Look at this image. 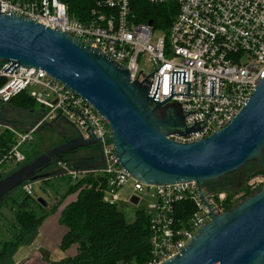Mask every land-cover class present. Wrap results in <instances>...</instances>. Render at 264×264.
<instances>
[{"label": "built area", "instance_id": "1", "mask_svg": "<svg viewBox=\"0 0 264 264\" xmlns=\"http://www.w3.org/2000/svg\"><path fill=\"white\" fill-rule=\"evenodd\" d=\"M148 1L177 5L164 35L156 39L153 23L136 20L132 0H94L83 20L70 15L61 0H0V13L25 17L99 49L125 67L132 80L150 86V97L155 92L157 101L180 104L186 126L194 130L170 135L171 139L200 140L236 116L264 75V0ZM6 66H0V76L5 77L0 103L26 93L44 113L27 130L15 131L14 144L0 150V163L24 162L26 156L18 147L31 141L46 122L63 120L83 138L96 137L103 162L100 170L109 175L104 200L117 203V190L129 180L135 195L147 197L142 208L148 218L150 254L145 264H159L179 252L211 213L221 212L218 204L224 193L200 188L194 180L149 185L132 179L119 163L108 121L91 103L43 69L20 66L9 72ZM57 165L72 178L80 173L61 161ZM22 189L32 195V182H25ZM181 202L191 204L193 212L179 207Z\"/></svg>", "mask_w": 264, "mask_h": 264}, {"label": "water", "instance_id": "2", "mask_svg": "<svg viewBox=\"0 0 264 264\" xmlns=\"http://www.w3.org/2000/svg\"><path fill=\"white\" fill-rule=\"evenodd\" d=\"M151 25L152 19L147 20ZM43 69L81 95L108 121L119 163L132 179L149 185L196 181L201 186L258 160L264 170V75L236 116L223 128L193 142L169 136L187 135L178 102L157 101L150 86L132 80L128 70L97 48L40 23L0 13V66ZM81 134L39 154L3 176L0 202L42 172L54 158L96 144ZM44 207L46 201L36 198ZM133 194L130 202L137 204ZM210 220L179 252L159 264H264V183L231 209L211 213Z\"/></svg>", "mask_w": 264, "mask_h": 264}, {"label": "trees", "instance_id": "3", "mask_svg": "<svg viewBox=\"0 0 264 264\" xmlns=\"http://www.w3.org/2000/svg\"><path fill=\"white\" fill-rule=\"evenodd\" d=\"M61 1L68 5L70 15L80 20L86 18L95 5L94 0ZM132 9L138 22H147V20L152 19L154 28L165 32L177 12V5L171 1L153 4L148 0H132ZM4 81L5 77L0 76V85ZM11 103L29 109L37 105L26 93H20L12 97L9 102L1 103V105ZM55 122H46L39 128L52 126ZM75 136L63 138L68 140ZM10 142H13L12 138H8L0 147V150L2 152L8 150ZM90 149L99 153L100 165L93 158H85L86 162L82 164H76L72 162V159L65 158L67 155L85 152ZM38 155L29 156L26 154L25 161L28 162V160L30 161ZM59 161L65 163L70 170L80 173L76 178L65 174L68 176L66 190L62 195H56L58 200L49 207H44L37 202L34 194L28 195L24 191H21L23 194L21 199L11 198L10 202L15 205V212L13 221L9 222L8 238L0 241V264H10L19 245L22 243L31 244L37 237L44 246V255L52 258V260L46 258L50 264H145L150 254L147 215L143 208H139L135 211L134 218L128 220L124 213L118 209L116 203L111 204L104 200L109 175L100 170L103 162L98 144L87 145L61 154L59 157L54 158L52 164L45 167L42 172H45L51 165H57ZM252 161L258 162L260 173L264 176V170L260 162L258 160ZM21 164H16V168L10 172L2 173V175L5 176L11 173ZM47 173H49L48 177L39 180L49 181L52 173ZM22 185L13 191L21 189ZM11 192L3 197L0 205L8 201L7 196ZM250 192L249 187L245 186L243 188V199L249 196ZM71 194H74L75 197L63 205L59 211V216H57L56 223L63 226L60 234H55L51 226L43 227L42 233L38 236L45 218L54 212ZM180 206H185L189 212L194 210L193 206L186 202H181ZM232 207V204H229L226 210ZM65 252L68 254L64 255Z\"/></svg>", "mask_w": 264, "mask_h": 264}, {"label": "rangeland", "instance_id": "4", "mask_svg": "<svg viewBox=\"0 0 264 264\" xmlns=\"http://www.w3.org/2000/svg\"><path fill=\"white\" fill-rule=\"evenodd\" d=\"M164 32L162 30H154L153 39H156L159 36H163ZM143 58H140V64H142ZM151 66L147 67V72H150ZM32 110V112H31ZM44 110L40 105H34L32 108L20 107L16 104H8L1 105L0 103V147H2L3 143L7 141L8 138H12L13 142H10V146L14 144L15 141V131H19L20 129H27L25 127L28 121H31L35 118H39L43 115ZM24 131V130H23ZM77 135V132L65 121L59 120L56 121L52 126H43L42 128L37 129L33 133V139L29 142L22 143L18 150L22 153L32 155L37 150L38 154L44 153L55 146L59 145L62 142H65V138L63 137H72ZM93 158L96 160L97 164L100 165L101 161L99 158V153L97 151H93L92 149L83 152H77L75 154L67 155L65 158L68 160L72 159L76 164H82L86 162L85 158ZM29 161V160H28ZM26 161L22 162L24 164ZM27 163V162H26ZM21 164V165H22ZM97 165V166H98ZM16 164L13 162L5 161L2 163L0 167V172L6 173L8 170H12L16 168ZM260 167L257 161H249L243 167L239 168L237 171L227 174L223 177L217 178L215 180L206 182L203 184L206 189L210 191L222 192L224 193V198L221 202H219V210L221 212L226 211V207L229 204L232 206L236 205L239 201L243 199V188L245 186L249 187V191L251 195L259 190L261 185L264 183V176L260 173ZM45 172H51V178L49 181L36 180L32 182V191L34 196L43 198L47 207L53 205L58 198L56 195H62L65 192V188L67 187L68 176L65 175L64 170L60 169L58 165H51L46 169ZM65 176H64V175ZM135 193L133 190V181H127L123 186H121L117 190V194L119 195V200L117 201V207L121 210L125 217L128 220H132L134 218V213L137 209L146 206L147 197L143 194L138 195L139 201L137 204H133L130 202V197ZM14 196L19 200L22 197L21 191L18 189L13 193ZM74 194H71L66 197V199L56 208L54 212H52L48 217L45 218L42 226L40 228L43 229L47 227H51L54 230L55 234H60V231L63 228L62 225H58L57 216H59V211L63 207V205L69 200L73 199ZM36 207L34 204H32ZM2 212L6 215H9L12 211L7 208H3ZM1 213V212H0ZM13 216V214H11ZM7 225L9 230L10 223L7 221L0 222L1 225ZM59 226V230H58ZM61 226V227H60ZM1 228V227H0ZM29 244H20V249H24L27 254L23 257L24 260L20 264H50L48 260H52L51 256H45L44 247H41L43 244L39 242L40 247L35 248L32 251L28 246ZM35 245H38L35 244ZM68 253L65 252L64 255ZM48 258V260H46ZM14 261H11L10 264H14Z\"/></svg>", "mask_w": 264, "mask_h": 264}, {"label": "crops", "instance_id": "5", "mask_svg": "<svg viewBox=\"0 0 264 264\" xmlns=\"http://www.w3.org/2000/svg\"><path fill=\"white\" fill-rule=\"evenodd\" d=\"M31 112H32V110H31ZM40 118V117H39ZM38 117L37 118H35V119H33V120H31V121H28L27 123H26V125H25V127L27 128H29L30 126H32L33 124H35L37 121H38V119H39ZM48 126H50V125H48ZM27 128V129H28ZM42 128V127H41ZM25 131L26 129H20L19 131ZM14 132H15V130H14ZM25 156H26V154L25 153H23ZM36 154H38V152H37V150L35 151V153H33L32 155H29V156H35ZM2 163L3 162H1L0 163V167L2 166ZM13 170V169H12ZM1 171V170H0ZM11 170H8L7 172H10ZM0 173H2V172H0ZM19 191H23V189L21 188V189H18ZM65 190H66V188H65ZM16 191V190H15ZM15 191H13V192H11V194L9 195V196H7V199H8V201L6 202H3L1 205H0V222H2V221H7V222H12L13 221V217H14V212H15V205L13 204V203H11L10 202V200H11V198H16V196H14L13 195V193L15 192ZM23 195V194H22ZM56 198H57V196H55ZM74 197H75V195H74ZM73 197V198H74ZM17 199V198H16ZM18 200V199H17ZM70 201V200H69ZM3 208H7V209H10L12 212L9 214V215H6V214H4L3 212H2V209ZM11 214H13V216H11ZM7 226H8V224L7 225H1L0 227V241L1 240H3V239H7L8 238V228H7ZM42 231H43V229L42 228H40V231H39V234H38V236H40V234L42 233ZM38 243V245H35V244H37ZM30 248L32 247V246H35L34 248L32 247L31 249H32V251L35 249V248H37L38 246L40 247V245H39V237H37L31 244H29L28 245ZM38 247V248H39ZM41 247H44L43 245L41 246ZM27 252H29V251H27ZM27 252L24 250V249H20V245H19V247H18V249H17V251H16V253H15V255L13 256V261L15 262L14 264H20L21 262H23L22 260H24L23 259V257L25 256V254H27ZM24 263V262H23ZM22 263V264H23Z\"/></svg>", "mask_w": 264, "mask_h": 264}]
</instances>
